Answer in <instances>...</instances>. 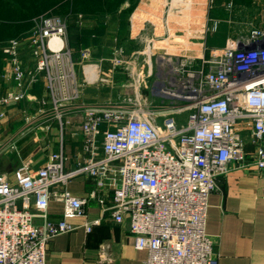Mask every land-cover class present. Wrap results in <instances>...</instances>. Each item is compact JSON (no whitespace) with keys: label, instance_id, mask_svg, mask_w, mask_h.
I'll use <instances>...</instances> for the list:
<instances>
[{"label":"built area","instance_id":"built-area-1","mask_svg":"<svg viewBox=\"0 0 264 264\" xmlns=\"http://www.w3.org/2000/svg\"><path fill=\"white\" fill-rule=\"evenodd\" d=\"M65 34L62 19L40 16L28 36L37 71H46L49 82L52 72L72 64ZM18 46L19 40H11L3 53L11 56L22 87L27 76L16 57ZM89 56L88 50L81 53L82 60ZM109 61L113 67L123 63L118 57ZM156 75L154 100L84 107L80 127L88 156L73 170L65 169L59 149L42 167L29 162L11 175L0 174V264H45L47 242L77 229L71 220L84 216L89 199L97 200L102 218L128 222L134 249L147 252L142 264H217L205 233L216 179L230 165L264 172V33L254 29L212 50L199 68L182 60L167 76ZM76 97L54 100L59 120L63 102ZM25 98L23 90L0 102L12 107ZM78 178L91 181L89 198L66 189ZM51 200L63 204L57 223L48 218ZM100 220L84 223L85 231Z\"/></svg>","mask_w":264,"mask_h":264},{"label":"crops","instance_id":"crops-1","mask_svg":"<svg viewBox=\"0 0 264 264\" xmlns=\"http://www.w3.org/2000/svg\"><path fill=\"white\" fill-rule=\"evenodd\" d=\"M182 1L195 6L185 17L181 7H171L173 0H139L129 15L69 17L75 22L74 34L64 18L63 44L72 64L65 62L64 70L52 72L51 82L46 71H37L28 35L19 39L16 49L27 76L22 87L17 86L11 56L3 53L8 43L0 44V100L10 93L26 94L12 107L0 102V174L11 175L29 162L42 167L59 149L65 169L73 170L88 156L80 127L85 106L154 100L150 87L158 80L156 74L167 76L182 60L199 68L212 50L245 39L254 29L264 33V0ZM88 47L94 51L82 60L79 52ZM117 57L123 63L113 67L109 60ZM67 95L77 97L63 102L59 120L54 100ZM98 139L100 145L102 134ZM66 189L89 198L92 183L78 178ZM105 201L111 205L112 196ZM62 213L63 204L51 200L49 220L57 223ZM100 218L87 233L84 223ZM71 223L76 230L47 242L45 264H142L147 257L146 251L134 249L128 222L117 224L108 214L102 218L97 200H87L84 216ZM205 233L213 240L217 264H264V172L252 165H230L228 173L216 179V190L208 197Z\"/></svg>","mask_w":264,"mask_h":264},{"label":"trees","instance_id":"trees-1","mask_svg":"<svg viewBox=\"0 0 264 264\" xmlns=\"http://www.w3.org/2000/svg\"><path fill=\"white\" fill-rule=\"evenodd\" d=\"M139 0H0V44L29 36L40 16L60 19L82 16L95 18L117 13L129 15ZM127 5L124 10L121 8ZM195 6L173 0L172 8ZM183 6V7H182ZM64 21V20H63Z\"/></svg>","mask_w":264,"mask_h":264},{"label":"rangeland","instance_id":"rangeland-1","mask_svg":"<svg viewBox=\"0 0 264 264\" xmlns=\"http://www.w3.org/2000/svg\"><path fill=\"white\" fill-rule=\"evenodd\" d=\"M186 10H188L189 12H191L192 11V8L191 7H184V8H182V10H181V12H182V14H183V17H185L184 16V14L186 15ZM179 17H181V14H179L178 15ZM166 17H167V13H165V15H164V19H166ZM163 19V20H164ZM64 20V19H63ZM64 23H65V21H64ZM75 22H74V19L73 18H67V25L68 26H70V29H71V31H70V33L71 34H74L75 33V25H73ZM74 26V27H73ZM92 49V50H91ZM84 50H88L89 52H91L92 53V51H94V49L93 48H85V49H83V50H80V54L84 51ZM184 116H181V118H183Z\"/></svg>","mask_w":264,"mask_h":264},{"label":"bare ground","instance_id":"bare-ground-1","mask_svg":"<svg viewBox=\"0 0 264 264\" xmlns=\"http://www.w3.org/2000/svg\"><path fill=\"white\" fill-rule=\"evenodd\" d=\"M184 16H185V14H184ZM162 60V59H161ZM162 63V62H161Z\"/></svg>","mask_w":264,"mask_h":264}]
</instances>
